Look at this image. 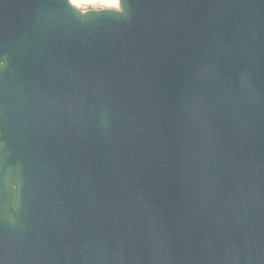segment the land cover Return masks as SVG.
<instances>
[{
    "label": "water",
    "instance_id": "obj_1",
    "mask_svg": "<svg viewBox=\"0 0 264 264\" xmlns=\"http://www.w3.org/2000/svg\"><path fill=\"white\" fill-rule=\"evenodd\" d=\"M0 0V264H264V0Z\"/></svg>",
    "mask_w": 264,
    "mask_h": 264
},
{
    "label": "rangeland",
    "instance_id": "obj_2",
    "mask_svg": "<svg viewBox=\"0 0 264 264\" xmlns=\"http://www.w3.org/2000/svg\"><path fill=\"white\" fill-rule=\"evenodd\" d=\"M71 4L74 5L76 9H80L81 11L87 9H101V8H114L118 9V0L115 2H111L109 0H70Z\"/></svg>",
    "mask_w": 264,
    "mask_h": 264
},
{
    "label": "bare ground",
    "instance_id": "obj_3",
    "mask_svg": "<svg viewBox=\"0 0 264 264\" xmlns=\"http://www.w3.org/2000/svg\"><path fill=\"white\" fill-rule=\"evenodd\" d=\"M94 1V0H93ZM103 1H106V0H103ZM109 1H111V2H115L116 0H109ZM72 5V4H71ZM72 6H74V5H72Z\"/></svg>",
    "mask_w": 264,
    "mask_h": 264
}]
</instances>
